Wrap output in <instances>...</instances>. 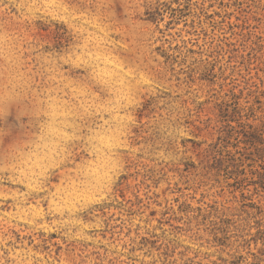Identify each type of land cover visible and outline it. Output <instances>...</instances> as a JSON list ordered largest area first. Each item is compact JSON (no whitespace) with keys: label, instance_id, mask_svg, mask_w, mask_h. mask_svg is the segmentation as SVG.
Here are the masks:
<instances>
[{"label":"rangeland","instance_id":"obj_1","mask_svg":"<svg viewBox=\"0 0 264 264\" xmlns=\"http://www.w3.org/2000/svg\"><path fill=\"white\" fill-rule=\"evenodd\" d=\"M261 249L264 0H0V264Z\"/></svg>","mask_w":264,"mask_h":264},{"label":"trees","instance_id":"obj_2","mask_svg":"<svg viewBox=\"0 0 264 264\" xmlns=\"http://www.w3.org/2000/svg\"><path fill=\"white\" fill-rule=\"evenodd\" d=\"M253 262L251 264H264V249L259 251L258 255L252 254ZM232 264H239V262H232Z\"/></svg>","mask_w":264,"mask_h":264}]
</instances>
